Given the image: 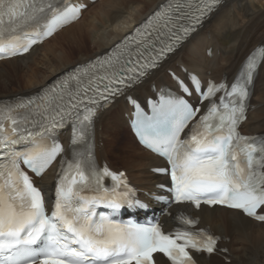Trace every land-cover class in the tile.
Segmentation results:
<instances>
[{
	"label": "snow or ice",
	"instance_id": "obj_1",
	"mask_svg": "<svg viewBox=\"0 0 264 264\" xmlns=\"http://www.w3.org/2000/svg\"><path fill=\"white\" fill-rule=\"evenodd\" d=\"M219 2L200 0L192 24L177 31L173 29L181 16L175 13L181 5L170 4L149 19L144 31L136 30L131 37L135 49L122 42L123 47L74 69L37 97L0 105V264H155L154 253H162L171 264H195L190 249L215 251L218 238L194 230L199 221L185 215L167 233L159 223L115 218L124 206H147L135 199L123 172L97 166L89 133L97 111L155 68ZM78 15L77 8L57 0H0V59L27 53ZM41 27L42 32L36 31ZM163 36L174 43H164ZM157 41L163 44L159 50ZM262 63L264 46L249 54L230 85L177 79L183 95L162 98L152 115L137 106V134L166 160L168 166L156 171L170 177L174 203L197 209L220 205L264 222V140L238 131ZM194 93L200 104L207 102L202 114L199 105L185 99ZM68 126L73 132L70 160L62 156L64 148L56 139ZM58 156L61 170L49 209L21 164L39 177ZM105 178L111 179V187L105 186Z\"/></svg>",
	"mask_w": 264,
	"mask_h": 264
},
{
	"label": "bare ground",
	"instance_id": "obj_2",
	"mask_svg": "<svg viewBox=\"0 0 264 264\" xmlns=\"http://www.w3.org/2000/svg\"><path fill=\"white\" fill-rule=\"evenodd\" d=\"M77 1L87 5L78 22L34 47L29 54L0 62V99L16 96L21 87L28 95L39 92L72 66L107 53L165 0ZM258 46H264V0H225L181 49L128 95L145 105L147 98H155L165 86L177 90L174 77L185 83H189L191 75L205 84L208 80L231 82L246 57ZM130 111L126 97L116 98L108 109L99 111L92 140L95 158L99 165L105 163L115 171H126L139 199L155 208L152 197L160 193L157 186L167 178L156 175L153 169L164 167L165 163L135 141L128 124ZM125 129L132 142L122 145L120 136ZM241 129L245 135L264 133V63L259 67L248 118ZM60 139L67 145L70 132L62 133ZM65 149L68 154L70 149L67 146ZM115 155L124 164L119 170L109 163ZM56 170L54 166L35 181L47 199L53 193ZM179 211L198 218L199 228L220 239V251L209 258L199 256L201 264H264V223L216 206L200 207L198 211L178 206L172 209V217ZM170 222V218H164V223ZM157 262L168 264L161 256H157Z\"/></svg>",
	"mask_w": 264,
	"mask_h": 264
},
{
	"label": "rangeland",
	"instance_id": "obj_3",
	"mask_svg": "<svg viewBox=\"0 0 264 264\" xmlns=\"http://www.w3.org/2000/svg\"><path fill=\"white\" fill-rule=\"evenodd\" d=\"M73 67L74 66H72L70 69H72ZM24 92H26L24 87H21L20 93L17 95H27L28 94V93H24ZM120 141H121L122 145H125V143L130 144L132 142L127 129L123 130L122 135L120 136ZM109 163L112 164V166L115 167L116 170H119L124 166V164L118 160L116 155H115L114 159H110Z\"/></svg>",
	"mask_w": 264,
	"mask_h": 264
}]
</instances>
